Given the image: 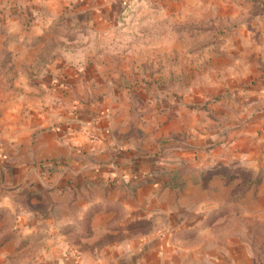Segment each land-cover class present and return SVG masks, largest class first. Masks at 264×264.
<instances>
[{"label":"rangeland","instance_id":"1","mask_svg":"<svg viewBox=\"0 0 264 264\" xmlns=\"http://www.w3.org/2000/svg\"><path fill=\"white\" fill-rule=\"evenodd\" d=\"M77 4L82 9L44 16L39 26L29 10L18 16L0 9V119L14 123L21 94L26 104L44 95L31 83L50 80L64 88L71 82V96L67 87L52 94L59 116L71 117L58 126L69 128L85 106L88 138L100 144L88 153L48 158L33 145L35 138L16 136L14 125L0 136V264H68L77 251L71 243L54 245L47 216L44 230L33 229L31 213L63 206L74 212L85 200L87 217L71 218L69 236L86 240L81 251L94 256L92 264L100 262L97 255L103 260L113 253L102 245L139 239L112 233L110 225L103 232L92 226L108 208L95 198L119 194L118 183L125 193L141 184L142 177L126 181L115 171L111 178L99 176L123 151L155 166L147 169V183L161 181L160 193L168 194L169 218L162 223L181 218L191 228L194 244L183 248L188 257H200L201 264L208 257L264 264V138L260 131L258 137L243 132L256 121L258 113L245 110L255 106L256 86L264 82V0ZM38 33L44 39L30 41ZM81 177L86 180L75 185ZM57 179L64 185L54 187Z\"/></svg>","mask_w":264,"mask_h":264},{"label":"crops","instance_id":"2","mask_svg":"<svg viewBox=\"0 0 264 264\" xmlns=\"http://www.w3.org/2000/svg\"><path fill=\"white\" fill-rule=\"evenodd\" d=\"M80 0H0V9L16 11L18 16L22 12L29 10L31 12L32 20L35 22V26L42 25L40 21L42 17L48 15H55L62 9L70 10L72 7H78L82 9L77 3ZM73 3V4H72ZM83 8L88 9L87 5H81ZM37 20V21H36ZM45 24V23H44ZM43 34H36L33 37H30V41L37 42L43 40ZM25 39V38H24ZM42 45H36L33 47V56L36 55ZM48 66V65H47ZM58 87L55 82L52 81H43L40 83H31L32 87L40 90L41 94H44L42 97L33 96V102L25 103L27 99L25 94H21L19 103H17L13 110H15L16 118L14 123L9 124L6 119H0V136H8V127H16V136L35 138L33 145L37 148L39 152L47 154L48 158L56 157L58 154H61L63 151L67 153L80 151L81 154L89 151L99 150V142L89 140V124L91 119L85 115V106L79 108L80 112L78 118L70 120L69 128H60L61 123L64 122L63 119L70 115L65 112L63 116H59V109L57 105L53 103L52 94L55 95L56 88L68 90L69 96L70 89L72 88L71 82ZM259 86V87H258ZM256 86V91L254 95H258V98H253L255 101V106H247L246 112L250 115L252 113H258L255 115L256 121L252 124L251 121L246 123L243 132L250 133L251 137H258L259 131L260 136L264 138V82ZM51 97V98H50ZM69 99V98H68ZM71 99H69L70 101ZM13 107V106H12ZM8 108V106H7ZM6 110V106H5ZM65 115V116H64ZM66 118V120H67ZM8 120V119H7ZM60 125V127L58 126ZM90 134H98L97 129H90ZM241 136H243L241 134ZM194 152V150H193ZM117 159L114 161V165L103 167L99 171L100 177H108L115 174L124 173L123 177L133 181L135 178H143L139 180V186L133 189L131 192L125 193L122 190H125V184H116L117 189L120 188V193L108 198L100 197L95 198L96 201H100L103 205H106L107 210H101L94 216L92 226L94 231L99 227L100 232L106 230V225H110L113 228L116 227L112 233H127V234H139V239L134 241H123L118 243H107L102 245V248H110L113 250V253L107 257L97 259L100 262H95V264H201L200 257H188L184 253L183 248H191L192 243L188 241L191 231L188 227L183 226L184 223L181 221V218H175L177 220L170 221L168 226L162 223V218H169L167 211V205L164 201L167 199V193H160L162 182L153 181L148 182L147 179V169L154 168L153 164H150L147 168V157H141L139 162L133 161V154L128 151L119 152ZM115 169V170H114ZM150 170V169H149ZM118 171V172H117ZM142 175V176H141ZM122 177V176H121ZM85 178H80L79 181L75 182V185H81ZM133 183V182H132ZM56 187L57 185L63 186L64 184L60 182V179H57L53 183ZM66 185H70L67 183ZM52 186V188H54ZM64 199L69 202V194H64ZM81 201L80 199L78 200ZM162 203H164L162 205ZM70 206V205H68ZM88 201L85 200L83 203H80V206L76 211L72 212L74 209L71 207L63 206L59 209H50L46 212H32L31 215L36 217L34 221L33 229L36 227L39 228V231L44 230L45 228L41 225H45V222L49 224L48 233L50 239L54 241V245L59 248L66 247L69 245L70 249L77 251L76 256L69 257L67 262L68 264H89L93 261L91 258L94 256H88L84 254L81 250L86 246V240L76 237L75 240H71L69 234H71L74 228L71 218L76 216L78 218H86L88 214ZM120 208V209H119ZM119 209V211H117ZM44 216H47L48 219L45 221ZM111 221V224H107ZM173 222V223H172ZM72 225V226H71ZM138 225V226H137ZM139 225H141L139 227ZM41 228V229H40ZM80 231V229H79ZM171 232L172 235L170 238L163 236L161 234L164 232ZM110 232V231H108ZM142 232V233H141ZM68 234V235H67ZM187 237H186V236ZM187 238V240H186ZM198 246V243H195ZM172 249V250H171ZM182 249L181 252L174 251ZM114 250H124V254H115ZM187 250V249H185ZM96 257V256H95ZM90 258V260H89ZM204 260V259H203ZM208 264H232L230 259L218 260L216 262L215 257L205 258ZM90 261V262H89Z\"/></svg>","mask_w":264,"mask_h":264}]
</instances>
